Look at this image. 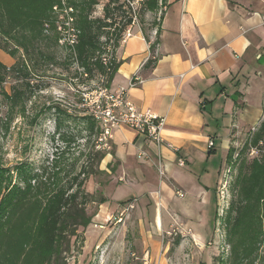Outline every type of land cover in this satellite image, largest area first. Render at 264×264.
<instances>
[{
    "label": "rangeland",
    "instance_id": "374dc122",
    "mask_svg": "<svg viewBox=\"0 0 264 264\" xmlns=\"http://www.w3.org/2000/svg\"><path fill=\"white\" fill-rule=\"evenodd\" d=\"M109 1L100 0L90 19L104 18ZM72 3V0H52L50 17L43 24L18 30L9 41L0 39V62L8 69L0 92L18 97L15 110L7 116L9 102L0 94V162L11 169L24 164L31 177L38 175L43 180L55 174L65 180L66 172L75 171V175L82 166L88 172L92 167L97 169L92 153L103 151L99 148L103 146L99 118L92 117V113L104 111L105 96L101 90H110L106 88L109 80L100 75L94 64H91V75L78 61L74 35L80 34L79 14ZM144 3L134 0L123 9L112 11L116 25L109 32L111 41L101 39L104 45L100 57L107 69L123 42L122 36L116 48V37L129 18H133L132 26L150 40L156 38L167 0H160L159 9L154 12L148 11ZM263 122L264 102L263 117L255 126L256 131H252L254 127L249 128L230 145L216 189L217 212L215 215L214 204L213 221L207 220L211 226L205 237L193 236L188 228L183 233L156 231L153 228L156 221L152 219L155 206L150 203L155 201V196L131 197L135 194L133 189L125 179H119L117 171L111 173L104 160L99 169L107 174L94 171L85 179V186L86 192L94 196L93 200L103 196L107 201L90 206V214L95 216L86 230H79L76 243L72 240V251L65 254L69 263L251 264V259L243 263L231 260L227 220L231 215L233 222L235 209L243 203L242 181L249 175L252 161L264 162V134L253 145ZM93 124L95 134L90 135ZM111 148L105 151L108 158L113 153ZM116 165L113 160L111 168ZM259 255L253 264H264L261 260L264 250Z\"/></svg>",
    "mask_w": 264,
    "mask_h": 264
},
{
    "label": "crops",
    "instance_id": "0c3cea01",
    "mask_svg": "<svg viewBox=\"0 0 264 264\" xmlns=\"http://www.w3.org/2000/svg\"><path fill=\"white\" fill-rule=\"evenodd\" d=\"M158 31L148 42L132 26L133 36L116 53L109 88L142 79L129 99L166 120L163 145L122 126L113 132L105 163L116 161L131 197L155 196L156 231L188 228L205 237L230 145L263 117L264 0H167Z\"/></svg>",
    "mask_w": 264,
    "mask_h": 264
},
{
    "label": "trees",
    "instance_id": "16d2710c",
    "mask_svg": "<svg viewBox=\"0 0 264 264\" xmlns=\"http://www.w3.org/2000/svg\"><path fill=\"white\" fill-rule=\"evenodd\" d=\"M122 1L110 0L104 8V18L90 19L92 10L100 0H72L79 14L77 24L80 34L76 42L78 61L91 75V64H94L100 75L107 76L109 82L117 71L118 63L116 57L108 69L102 63L100 56L104 44L101 39L105 38L107 43L111 41L109 32L116 25L112 11L121 10L134 0L120 4ZM143 1L148 11L159 9L160 0ZM51 7L52 0H0V39L9 41L18 30L39 27L49 19ZM163 16L164 13L161 20ZM132 24L131 17L116 37V48L125 30ZM144 36L150 42L149 37ZM151 51L154 53V47ZM153 63L150 60L148 64ZM7 75V67L0 62V87ZM0 94L9 102V116L15 110L18 97L15 99V95L10 96L2 90ZM94 130L95 124L90 135L95 134ZM262 134L264 122L253 140L254 146L262 140ZM92 154L97 169L92 167L88 172L82 166L75 175V171L66 172L68 177L65 180L58 174L49 180H43L38 175L31 177L24 164L11 169L0 162V264H70L65 254L72 251V240L75 239L76 243L79 230H86L92 223L95 214H90V206L93 203L100 206L107 201L103 196L95 201L94 196L86 192L85 179L89 175L94 171L96 174H107L99 166L108 154L105 151H93ZM108 170L116 172L111 165ZM242 197L243 203L235 209L233 222L231 215L227 220L231 260L243 263L251 259L253 264L264 250V162L252 161L249 175L242 181ZM261 260L264 263V256Z\"/></svg>",
    "mask_w": 264,
    "mask_h": 264
},
{
    "label": "built area",
    "instance_id": "2783aa9c",
    "mask_svg": "<svg viewBox=\"0 0 264 264\" xmlns=\"http://www.w3.org/2000/svg\"><path fill=\"white\" fill-rule=\"evenodd\" d=\"M74 36L77 37V35ZM132 36V27H129L123 35V42ZM141 83L142 79L137 75L128 87H119L107 92L106 111L103 113H92V117L99 118L100 130L103 133V146H99V148L103 151L112 149L113 132L122 126L134 130L139 137L153 143L156 147L163 145L162 131L166 120L149 111H140L129 99V90ZM252 131L255 132L256 128L254 127ZM213 147L214 142L210 140L208 149L211 150ZM179 165L184 166L185 161L179 160ZM161 175L163 174L161 173ZM178 196L182 198L183 194L178 193ZM134 201L137 202V200Z\"/></svg>",
    "mask_w": 264,
    "mask_h": 264
},
{
    "label": "bare ground",
    "instance_id": "6f19581e",
    "mask_svg": "<svg viewBox=\"0 0 264 264\" xmlns=\"http://www.w3.org/2000/svg\"><path fill=\"white\" fill-rule=\"evenodd\" d=\"M101 91H104L103 92V95L105 96V99H106V101H105V99L103 100V103L105 104V106H104V111L103 112H105L106 111V103H107V92H110V90H108V89H103V90H101ZM104 98V97H103ZM100 107V106H99ZM95 109H96V107H95ZM102 112V113H103ZM99 113V112H98ZM97 118V117H96ZM98 119V118H97ZM98 122V121H97ZM103 134V133H102ZM158 225L159 226H161V220L159 219L158 220Z\"/></svg>",
    "mask_w": 264,
    "mask_h": 264
}]
</instances>
